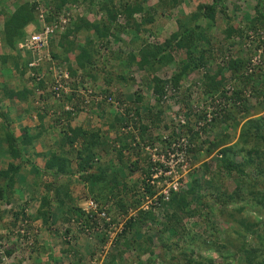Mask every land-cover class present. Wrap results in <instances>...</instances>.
<instances>
[{
	"label": "trees",
	"instance_id": "16d2710c",
	"mask_svg": "<svg viewBox=\"0 0 264 264\" xmlns=\"http://www.w3.org/2000/svg\"><path fill=\"white\" fill-rule=\"evenodd\" d=\"M182 1L10 0L8 8L4 0H0V71L6 69L8 72L5 74L8 78L0 82V104L5 101L25 104L23 114L13 121L21 122L33 113L39 125L33 133L26 126L14 130L12 119H7L0 111V145L4 144L2 153L6 157L5 166L0 165V222L6 221L5 211L14 223L28 220L27 209L31 206L29 203H33L32 218L41 222V228L46 230L48 237L45 245L32 246L34 251H48L52 237H62L59 241L65 246L63 251L81 258L77 243L82 241V237L76 232L95 226L93 218L96 217L95 210L83 208L86 200H92L98 210L106 206L105 213L114 216L118 214L114 211L116 208L122 214H126L129 207L136 209L144 193L152 196L154 191L145 182L149 162L139 155L137 147L144 141L147 131L144 117L149 116L138 113L141 97L136 95L132 100L137 104L131 114L133 119L134 116L137 119L132 122L136 134L130 130L118 131L109 146L101 129L84 128L81 122L73 124L71 119L77 116V112L64 109L65 99L60 102L52 98L48 92L50 61L43 58L38 65L29 67L30 58H20L16 45L23 40L29 25L34 24L37 29L36 14L39 11L48 23L55 21L57 16H66L69 19L62 25V30L54 32L47 40V51L53 63L66 66L71 78L80 75L90 84L101 74L106 87L104 91H108L112 83L133 81L132 71H137L142 78L147 76L146 86L153 98L152 107L156 109L153 117L163 122L159 115L165 109L162 108L163 103L171 101L174 105L175 100L181 103V98L175 96L180 80L195 69H205L214 53L208 28L215 21L216 13L222 15L226 24L221 30L223 41L240 38L248 30L258 34L264 28V0H255L254 15L250 18L245 17V13H237L241 20L236 23L234 15L226 12L227 0H199L188 14L181 13L175 18V30L161 41L150 42L141 36L147 32L148 37L153 38L146 25L152 23L156 16L160 18L165 12H171ZM75 4L83 10L81 14L69 11L68 8ZM238 8L232 5V9ZM199 19L206 21L204 27ZM124 34L128 38H124ZM124 46L129 49L125 53L121 51ZM184 48L186 60L177 61L178 66L169 78L155 74L157 68L174 62L173 52ZM2 50H10V54ZM102 50H107L109 60L105 59L107 55L102 57ZM261 52L264 55V48ZM248 58H229L222 66L202 73V79L197 83L201 94H215L230 100V106L201 129L204 138L201 139L198 131L188 125H183L182 131L194 143L189 150L190 155L202 152L203 156H209L214 153L215 169L210 171L209 163H203L204 175H215V178L221 173L234 175L236 186L231 191L217 187L212 182L214 177L201 178L200 183L190 171L183 186L171 190L168 200L158 198V205L137 209L125 220L115 238V242L124 249L133 250L137 260L146 254L143 263L148 264H264V112L251 116V106L246 103L247 97L242 90V87L253 83V88L249 86L251 90L246 88L249 95L264 98V75L260 78L262 73H259L258 65L247 72ZM107 62H110V69H106ZM9 78L14 79L13 84ZM234 83H238L237 86ZM227 86L230 91L226 90ZM259 102L264 107V100ZM100 103L95 106L91 102L89 108L98 115H105L102 110L104 103ZM73 108L79 110L77 106ZM108 108L104 111L107 112ZM127 111L129 108H125V114ZM45 116L50 119L46 124L43 121ZM110 116L120 127L127 126L126 115L114 113ZM113 122L108 123L109 129L115 128ZM237 127L236 142L239 145L233 146L229 142V130ZM52 131L54 138L51 137ZM42 137L43 142L40 140ZM154 138L158 140L161 137L156 135ZM36 142L43 146L42 151L34 150ZM133 153L137 155L134 159L127 157ZM236 155L239 160L235 159ZM35 158H40L42 164L38 165ZM25 164H29L28 170L32 174L23 179L22 188L29 194L22 204H17V209L11 208L15 199H21V188L16 187L17 175L24 170L22 165ZM133 173L137 174L136 179L129 178ZM250 175L254 176L253 180L245 178ZM73 183L86 190L87 196L75 198L71 194ZM36 190L38 194L34 193ZM227 205L230 208L226 210ZM246 207L252 208L253 212L245 213ZM211 215L222 217L227 226H216ZM221 234L223 237H219ZM152 238L158 241L157 246L151 245ZM97 239L103 240L98 234ZM227 245L234 247L231 253L224 252ZM12 250L13 246H6L2 253L9 256ZM213 252L215 256H212ZM120 256L119 250L109 254L108 264ZM152 256L157 263H153Z\"/></svg>",
	"mask_w": 264,
	"mask_h": 264
},
{
	"label": "rangeland",
	"instance_id": "374dc122",
	"mask_svg": "<svg viewBox=\"0 0 264 264\" xmlns=\"http://www.w3.org/2000/svg\"><path fill=\"white\" fill-rule=\"evenodd\" d=\"M149 1L152 2L153 0H149ZM198 1L199 0H183L178 6H176L171 12H169L170 14L165 12V15L161 16L160 18L156 16L155 20L152 23L146 25L149 28V31L153 33L154 37L149 38L148 37L149 35L147 34V32H145V34L144 33L141 34V36H143L146 40L148 39V41L150 42L156 41V40L161 41V39L165 38L172 31L175 30L174 28L175 18L181 15V13L188 14L191 10L195 8ZM233 4L239 7L238 10L232 9ZM254 4H255V0H238V1L227 0L226 12L227 14L231 16L234 15L233 17L234 22L236 23L239 20H241L239 14L245 13L244 14L245 17H248V18L254 15V11H253ZM4 5L10 8L9 7V5H11L10 0H4ZM82 11L83 10H81L80 8V11L79 12L77 11V12L80 14ZM244 21L245 19L242 20L241 23H243ZM199 23L201 25L203 24L202 27H204V24H206V21L199 19ZM224 24L225 23H224V19H222V15L219 13H216L215 21L211 24L210 28H208V30L210 31L209 33L211 34V40H212L211 42L213 43L212 45L213 47L212 46L211 47L213 48L212 50L214 53L212 54L211 57H209V63L205 69L203 68L195 69L194 71L190 72L186 77L180 80L179 87L177 89L175 96H177L178 98L179 97L181 98L180 100L181 103H179V100L177 102L175 100V102L173 103L174 105H171L170 103L171 101H167L163 103L164 107L162 106V108H165V109L161 110L159 113L160 119H163V122L162 120L161 122H158L153 117L154 113L156 112V109L155 107L154 108L152 107L153 98L151 97L150 93H148L149 89L146 86L145 80H147L148 77L145 76L142 78L138 73H136L137 71H132L133 81L129 83H112L108 87V91L106 90L104 91L106 87H104L103 82L101 80V74H99L97 78L95 79V81L92 83L94 84L93 86H94L96 94H100V93L103 94V92H105L104 94L110 95L116 101H119L120 106H122L121 107L122 112L121 111L115 112L110 108L109 105L100 103L103 106L102 110L103 112H105V115H98L95 113V111L90 110L91 108H87L86 110H81L80 112H78L77 116L71 119L73 124L75 123L79 124V122H81L84 128L101 129V131L105 133L107 144L110 146L112 142L111 138H113L118 131L119 132L128 131V128H124L123 130H121L120 129L121 125H119L116 122H113L110 115H113L114 113L126 115L125 119H127V125L132 126L133 120L134 121L137 120L135 116H134V119L133 117L130 118L132 111L137 104V102H135L132 99L136 95H139L141 97V101H139L140 105H139L138 113L146 114L147 116L150 117V118L144 117L147 123L146 124L147 131L143 136L144 141H142V143L139 142V144H137V147L139 148V155L142 156L144 160H146V157H147L146 154H148V151L145 150L144 145L150 144L151 142L150 140L152 139H153V142H156L157 140L154 138L156 136L155 134H158V136H160L162 131L164 132L168 131L167 128H165L164 130L163 125L165 124L164 122L166 120H169V118L171 117V114L176 110L177 112H180V113L183 112L184 109H187L189 106H191L193 102L203 103L206 100L208 95L201 94L200 86H198L197 84L202 79V76H203L202 73H204L205 70L210 71V70H213L217 66H222L224 60H227L229 58H234L236 56H239L242 58H247V56L248 57L257 56L259 59V63L257 65L260 66L259 73H262L260 78L264 75V55L261 52V50L264 48V28H262L260 30L261 32H259L258 34L252 33L253 37L251 38H249L250 31L248 30L240 38L233 37L232 39L223 41L222 39L223 33L221 30L225 28ZM122 36H124V38H128V36L127 35L125 36V34ZM128 50L129 49L124 46L122 47L121 51L125 53ZM251 51L253 53H251ZM4 52H8L10 54V50H6ZM107 53H108L107 50H102L101 51L102 57L103 55L106 56ZM107 56H106L107 58L105 59L109 60L110 57L109 55ZM186 56H187V51L185 50V48L177 50L176 52H173L174 62H172V64L165 65L162 68L161 67L157 68L155 74L165 79L169 78L176 69L177 61L181 60L182 62H184V60H186ZM20 57L25 59L27 57V52L23 56H20ZM109 66H110V62H107L106 69H110ZM112 71L115 73L116 70L113 68ZM255 71L256 73L258 72L257 69H255ZM225 75H228L227 71H225ZM4 78L7 79V76H5ZM237 84L234 83L235 86H237ZM252 84L253 83L248 84L245 88L241 86L242 90L247 91L246 88H249L251 90V88H253L251 87ZM172 98L173 96H170V99ZM182 99H184L185 101L183 102ZM260 100H264V98L261 99V96L256 97L255 95L247 96L246 103H248L251 106V110H250V114H252L251 116H258L264 112V107H261L262 105H260V102H259ZM94 105L96 106L97 104H94ZM106 108H108L107 112L104 111ZM125 108H129L130 110V111H127L126 114L124 112ZM184 115L187 116L186 113H184ZM238 116L239 115H237V117ZM145 119H143V121H145ZM151 119H154V121L151 122ZM188 120H189L188 121L189 124L192 123L190 118ZM43 121H44V124H46L50 121V119H48V117L45 116V119ZM109 122H113L115 126L114 129L108 128ZM135 124H138V122L136 121ZM29 125L33 126V122H31ZM116 128H118V130H116ZM216 130L218 131V128H216ZM237 130H238V127L235 129L229 130L230 138H231L229 142L230 144H233V146L239 145V143L236 142ZM51 137L52 138L56 137L54 131H52ZM40 140L43 142V137ZM191 144H194V143H191ZM3 146L4 144L0 145V161H1L0 165L1 167H4L6 163V157H4V153H2ZM35 148L37 150L40 149V145L38 142L34 144V150ZM136 156L137 155L134 153L132 154V156L127 155V157L130 159H134ZM235 159L239 160V156L236 155ZM34 161L37 164H42L41 163L42 160L40 158H35ZM203 163H209L208 170L212 171L213 169H215L214 153L209 156H203L202 152L201 153L196 152L194 155H192V162L190 165L189 172L191 171L194 176L193 178L196 180H199L200 183L203 180L201 178H211V177L215 178V175H212V176L211 175L209 176L207 174L204 175ZM22 166L24 170L21 172V174L17 175L18 180H17V185H16V187L21 188L20 193H19V195L21 196V199H19V201H16L18 199H15V202L11 204V208H15V209L18 208L17 206L19 204H22L23 199L27 198L29 194L26 189L24 190V188H22V186H23V179H26L27 176L30 177L32 172L28 170L29 164H25ZM28 172H29V175H28ZM189 172H186L185 177H184V182L185 180H187V177H188L187 174ZM136 177H137L136 173L130 174L129 176L130 179H136ZM233 177L234 175L228 176V175L221 173L218 177L215 178L214 181L212 180V182H215L217 187L220 186L226 189L227 191H231L232 188L236 186V182H237L236 178H233ZM249 177L252 180L254 178L253 175L246 176L245 178L249 179ZM71 188H72L71 194L75 198H80V197L83 198L87 196L85 195L86 190H84L81 186H78L76 183H73L71 185ZM34 193L38 194L39 191L36 190ZM29 204L31 206H29V208L27 209L28 210L27 212L29 214L28 220L26 219V220L17 221L14 223L13 218L9 217V215L6 214V211H5L4 219L6 221L3 220L4 223L0 222V264H87V260L89 258L88 253H90V250H91L90 248L92 249L95 248V246L89 247L88 244L91 242L94 243L96 239L92 237V235L94 234H91V236H87L81 230H77L76 232V234L82 237V241L79 240V242L77 243L79 245V247H77V250L79 252L78 254H80L81 258L77 259L75 254L72 255V254H69V252L66 253L65 251H63L65 250L64 249L65 246L63 244H60V241H59L62 239V237L61 239H59L60 237L58 239L52 237L53 239L51 240L52 242L48 243L50 244V249L48 251H45V252L34 251V248H32V246L36 245L40 247L41 243L44 244L46 241H48V237L46 234V230H43V228H41V224H40L41 222L38 219L32 218V214L34 211V204L33 203L31 204V202ZM82 205H84V203ZM3 208H6V207H3ZM7 208H9V206ZM229 208H230V205H227L226 210ZM250 211L253 212L252 208L248 209L246 207L244 209L245 213H248ZM211 221L216 226H221L222 228H225L227 226V223H225L223 218L220 216L214 217L213 215H211ZM72 224L74 227V223ZM74 229L76 228L74 227L73 230ZM8 231L10 232V234L8 233ZM146 233L148 232L146 231ZM19 234H22V235H19ZM219 237H223V234L219 235ZM151 245L152 246L158 245V241L156 240V238H152ZM6 246H13V250L11 251L9 256H6L2 253ZM233 249L234 247H232L231 245H227L226 249L224 248L225 250L224 252L227 251L231 253ZM118 250L121 251V256L120 258L117 257L113 259L111 264H119L123 262L124 264H148V263H143V261L146 260L145 259L147 256L146 254L140 255L139 259L137 260L135 256V252L133 250H130V249L126 250L119 243H117V245L110 250L109 254H112L113 252H116ZM156 251L157 249L154 250V252ZM109 254L108 256L106 255L107 258H109ZM211 254L212 256H215V252ZM153 256H152L153 263H157L156 259ZM107 262L109 263V260Z\"/></svg>",
	"mask_w": 264,
	"mask_h": 264
},
{
	"label": "built area",
	"instance_id": "2783aa9c",
	"mask_svg": "<svg viewBox=\"0 0 264 264\" xmlns=\"http://www.w3.org/2000/svg\"><path fill=\"white\" fill-rule=\"evenodd\" d=\"M36 1V0H34ZM38 7L37 9H39ZM68 8V7H67ZM69 11H80L79 5L75 4L73 7L68 8ZM67 11V10H66ZM68 13V11H67ZM69 18L64 15L57 16L55 21L50 23L46 22L44 15L39 11L36 14V27L33 26L32 30H26L25 36L22 41L16 45V50L24 53L30 52L31 58L29 59L27 66H36L43 58L50 61L51 67L49 72L50 82L48 84V92H50L52 98L57 101L66 100L64 109H68L71 112H80L89 108L91 102L98 104L100 102L110 106L115 112L121 111L122 106L120 102L116 101L112 96L105 94H96L93 85L86 81V78H81L80 75H76L75 78H71L66 66L56 65L52 62L47 51V40L54 32L61 31L62 25L66 24ZM253 37L252 32H249V38ZM259 63L257 56L248 58L247 72H251L255 65ZM31 74V73H30ZM226 90L230 91V87H226ZM228 94V92H227ZM249 92L245 91V96H248ZM67 96V99L65 98ZM230 100H226L214 95H208L206 100L201 103H194L183 112H173L169 120H166L163 128H167V132L162 131L160 139L156 142L146 144L145 150L148 151L146 162H149V174L145 178V182L153 189L152 196H148L146 193L142 196L141 203L136 209L127 208L126 214H122L116 208L114 211L118 212L117 215L109 216L105 213L106 206H102V209L98 210L96 204L92 200H86L83 208L85 210L93 209L96 212V217L93 218L95 226H89L81 231L87 236H91L94 232L101 233L105 236V242L102 245V252L104 253L106 248L112 246L117 234L123 227V223L127 218L135 214L137 209L145 210L150 204L158 205L157 199L162 201L168 200L171 190H176L178 187L183 186L184 177L186 172H189L192 162V155L189 150L193 147V144L183 134V125L194 127L193 129L198 131L200 138H204V134L201 129L205 125H209L212 118L219 116V114L225 112L230 106ZM74 106L79 108L78 111L74 110ZM187 114V116L184 115ZM132 118V115L130 116ZM192 123H188V119ZM131 132L136 134V128L127 125ZM121 130L124 127H120ZM174 132V134H173ZM158 136V134H155ZM135 140L138 138L135 135ZM135 142L132 143L134 145ZM188 175V174H187ZM69 238V237H67ZM102 258L103 255L95 256L90 264H100L97 261V257Z\"/></svg>",
	"mask_w": 264,
	"mask_h": 264
},
{
	"label": "crops",
	"instance_id": "0c3cea01",
	"mask_svg": "<svg viewBox=\"0 0 264 264\" xmlns=\"http://www.w3.org/2000/svg\"><path fill=\"white\" fill-rule=\"evenodd\" d=\"M32 29H33V25H29L26 30H32ZM78 41L80 42L81 40H78ZM2 51H6V50H2ZM16 52H18V54L20 56H23L26 53V52L21 53L17 50H16ZM4 53H6V52H4ZM26 58H31L30 52H27ZM23 60H25V59H23ZM7 69L10 70L11 72L13 71L10 69V66H8ZM6 73H8V72H6V69L0 71V82H2L5 79L4 77L6 76L5 75ZM8 80H10V82L12 84L14 83V79L9 78ZM24 110H25V104L20 105L16 101H5L4 103L0 104V111L5 113V116L7 117V119H12L13 129H18L19 127L26 126L27 128L30 129V132L33 133L34 129L39 126L36 117L33 116V113L28 114L27 117L25 119H23L21 122H17V121L14 122L13 121L16 117L21 116L23 114ZM44 119H45V117H44ZM31 122H33V126L29 125ZM42 149H43V146L40 145L39 150L42 151ZM35 150L37 151L36 148H35ZM41 163H42V161H41ZM38 165H41V164H38Z\"/></svg>",
	"mask_w": 264,
	"mask_h": 264
},
{
	"label": "clouds",
	"instance_id": "9594fccd",
	"mask_svg": "<svg viewBox=\"0 0 264 264\" xmlns=\"http://www.w3.org/2000/svg\"><path fill=\"white\" fill-rule=\"evenodd\" d=\"M79 7H80V6H79ZM80 14H81V13H80ZM33 26H34V24H33ZM52 62H53V61H52ZM248 96H249V94H248ZM245 97H247V96H245ZM228 108H229V107H228ZM90 110H91V109H90ZM225 112H226V111H225ZM123 226H124V225H123ZM122 228H123V227H122ZM122 228H121V229H122ZM120 232H121V230H120ZM94 233H95V232H94ZM94 233H93V234H94ZM97 234L102 236V239H103L102 241H99V240L97 239ZM97 234L92 235V237L96 239L95 242H94V243L91 242V243L88 244L89 247H91V246H95V248H93V249L90 248L91 250H90V253H88V254H89V258H88V260H87V264H90V261H91L95 256H97V254H98V255H103V256H102V258H100V256H98L96 262H99L100 264H106V263H108L107 261L109 260V258H107L106 255L108 256V254L110 253V250H111L112 248H114V247L117 245V242L114 241L113 245L107 247L106 250H105V252L103 253L101 250H102V245H103V243L105 242V236H104L103 234H101V233H98V232H97ZM116 237H117V236H116ZM69 254H71V253H69ZM105 257L107 258V260H106Z\"/></svg>",
	"mask_w": 264,
	"mask_h": 264
}]
</instances>
